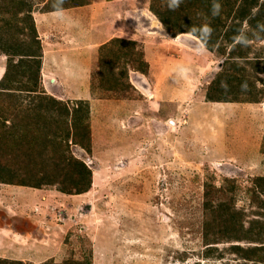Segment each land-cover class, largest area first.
<instances>
[{
	"label": "rangeland",
	"instance_id": "obj_1",
	"mask_svg": "<svg viewBox=\"0 0 264 264\" xmlns=\"http://www.w3.org/2000/svg\"><path fill=\"white\" fill-rule=\"evenodd\" d=\"M42 4L0 0L7 7L0 13V43L9 46L29 39V28L19 32L24 16L16 18L8 11L25 7L35 24L33 15ZM149 4L85 0L66 8L62 18L48 17L54 27L75 22L74 30L66 26L59 31L65 45L58 54L73 49L76 55L81 49L77 59L88 64L84 68L72 63L64 71L46 62L47 70H55L46 72L49 92L41 72L39 86L62 101L88 102L89 151L70 140L67 155L91 170V186L75 193L74 183L65 182L70 193L60 191L54 161L38 153L41 138H56L66 149L63 132L31 128L23 137H12L8 127L19 122L23 128L22 119L0 116V178L43 182L40 188L0 183L1 259L23 264H253L230 250L245 242L223 239L208 251L202 238V194L204 185H225L233 189L234 204L247 219L259 213L249 190L253 178L264 176V21L262 32L258 25L242 23L246 45L225 43L223 28L208 50L189 33L171 37ZM263 4L259 0V6ZM261 9L258 12L264 13V6ZM40 27L34 25L43 58V52L50 51L49 56L53 48L39 37ZM158 27L163 31L156 32ZM72 32L78 40L68 45L72 37L66 33ZM113 38L135 41L133 50L142 51L148 64L145 75L129 68L128 84L115 88L108 76L101 83L98 74L100 48ZM88 42L91 46L86 47ZM233 49L242 58L230 60ZM6 60L0 54V80ZM114 71L118 74L120 66ZM111 87L113 91L106 90ZM6 103L0 100V110ZM15 139L24 141L16 145ZM28 153L37 156V165L27 162ZM41 159L46 167L40 168ZM65 170L71 172L70 167L59 172ZM40 172H49L48 177L43 179ZM8 249L12 253L4 252Z\"/></svg>",
	"mask_w": 264,
	"mask_h": 264
},
{
	"label": "trees",
	"instance_id": "obj_2",
	"mask_svg": "<svg viewBox=\"0 0 264 264\" xmlns=\"http://www.w3.org/2000/svg\"><path fill=\"white\" fill-rule=\"evenodd\" d=\"M70 3H65L64 9L71 6H81L85 4V0H67ZM13 2V1H11ZM221 5L219 15L212 14L213 0H183V3L175 11L169 10L166 6V0H150L149 10L157 17L162 24L163 29L171 36H176L179 33H189L193 27L199 28L204 24H208L212 29V34L207 40H202L198 34L193 35L199 39L203 46L208 50H212L210 44L216 43L222 29L225 28L226 34L225 43L233 44L235 37L241 33V25L243 22L250 24L251 27L258 25L261 32L263 31L264 13L261 9L264 4L259 6V0H218ZM42 4L41 12L54 11V0H40ZM4 6L0 5V13H6ZM257 8L253 15L252 10ZM261 9L260 12H258ZM12 16L23 15L22 23L19 32L24 28H29V39L17 41L14 44L5 46L0 43V54L7 57L6 70L0 80V100L7 102V107L0 110V116L7 114L9 117L22 119L23 128L18 125L19 122H12L8 127L7 134L23 137L35 128L38 133H53L58 134L63 132V139L66 149L59 147L61 141L56 138H41L39 140L38 152L44 154V160L48 162L54 161L56 176H59L57 184L60 186V191L68 192L62 185L65 182L74 183L75 193L86 192L91 186V170L80 160L67 155L68 141L73 144L80 145L86 151H89V104L87 101L76 100L74 102H66L47 94L40 86V68L42 62V50L40 41L36 35L34 22L29 10L25 7H18L15 11L12 10L8 14ZM229 21V24H226ZM19 22V21H17ZM246 36L247 34L244 33ZM192 35V34H191ZM248 37V36H247ZM261 38V37H260ZM6 44V43H5ZM127 45V48H126ZM129 45V47H128ZM137 46L135 41H126L123 39L113 38L103 44L100 51L103 52L100 58V67L98 74L102 77L100 82L103 83L107 77L115 86L127 83L129 68L143 75L147 74L148 64L142 59V51H134ZM224 54V51L222 52ZM230 60L242 58L236 55L234 49L229 52ZM120 66V72L115 73V67ZM27 79L23 82L22 79ZM93 78V76H92ZM93 80V79H92ZM106 89L108 91H113ZM209 100H212L209 98ZM7 119H4V124ZM6 126V125H3ZM24 130V134H21ZM38 130V131H37ZM28 131V132H27ZM28 139V138H27ZM24 140H26L24 138ZM22 140V141H24ZM21 140L15 139V144L20 145ZM87 141V144H86ZM29 149L33 148L31 142H27ZM49 148L52 154L46 153ZM27 162L32 165L36 164L37 156L31 153L25 155ZM44 160H40L42 167H46ZM66 167L71 168V172L65 170L64 173L59 169ZM58 169V170H57ZM43 171L44 168L42 169ZM42 178L48 177L49 172H40ZM42 179L35 180V183L22 181L13 182L12 179L4 180L0 178V183L15 184L25 187L40 188ZM250 187V201L257 207L258 215L252 219H247L242 209H238L232 199V188H227L225 185L215 187L214 185H204L202 194V209L205 213L203 221V243L207 248H215L221 240H233L240 243L245 242L246 245H232L230 247L237 257L245 262L253 264H264V176H257L252 179ZM50 184L49 182H46ZM249 244V245H248ZM0 264H23L21 261H11L1 259Z\"/></svg>",
	"mask_w": 264,
	"mask_h": 264
},
{
	"label": "crops",
	"instance_id": "obj_3",
	"mask_svg": "<svg viewBox=\"0 0 264 264\" xmlns=\"http://www.w3.org/2000/svg\"><path fill=\"white\" fill-rule=\"evenodd\" d=\"M65 10L68 11L69 9L68 10L65 9ZM37 13L38 14H34L33 16H34L35 26H37V27L41 26L40 27L41 33L39 35H42V36H39V37L43 38V41H45L44 44L50 45L53 48V50H51L52 54H50L49 56H47V54H49L50 51L43 52V58H42L41 68H40V72H41V75L43 77V83L45 84V78H46L45 76L47 75L46 72H48V74L50 72H55V70H52V69L47 70V68H48L47 63H49V66L54 68V69L64 70V71L71 69L72 67H70L69 65L70 64L73 65L72 63H76V62H80V64H83V65H81L82 67L88 68V64H86V62L81 63V60L83 58L79 57L77 59L78 52L81 49L77 52L76 55L74 53H72L73 49H70V52L65 54V55L58 54L61 51L64 52V45H65V43L62 41V39H59V38H62L59 31L63 28H66V26H69L70 30H74V27L72 26V24L75 22L63 23V24H60L59 27H54L53 24L50 23L51 19L48 18L50 16H53V18L57 17L56 15H54V11H51V12H41V11L39 12V11H37ZM160 30L163 31L161 27L156 28V32L159 33ZM72 33H70L71 35L66 33V37L68 39H70L72 37L71 41H69L67 43L68 45H73V39H75L76 41L78 40L77 39V32H74L73 35H72ZM58 36H60V37H58ZM88 46H91V44L89 43L86 47H88ZM51 58H53V60H51ZM46 84L44 86V89L46 88ZM58 89H60L58 92L62 93V88L59 87ZM45 90L47 92H49L47 89H45ZM79 92L81 93V91H79ZM55 98H57V97H55ZM57 99L62 100L61 98H57ZM14 247L15 246L12 245V248H14ZM4 252L5 253L7 252V254L12 253V251L10 249H8Z\"/></svg>",
	"mask_w": 264,
	"mask_h": 264
},
{
	"label": "clouds",
	"instance_id": "obj_4",
	"mask_svg": "<svg viewBox=\"0 0 264 264\" xmlns=\"http://www.w3.org/2000/svg\"><path fill=\"white\" fill-rule=\"evenodd\" d=\"M66 2L67 0H54L53 9H54V14L57 17L59 18L63 17V13L65 11L64 5ZM181 3H183V0H166V6L168 7L169 10H172V11H175L177 8H179ZM211 11L214 16L219 15L221 11V5L218 2V0H213ZM191 34L192 35L198 34L202 40H207V38H209L212 34V29L208 24H204L200 26L199 28L193 27L191 30ZM175 39H176V42H179L180 38H175ZM234 39L236 43L242 44V45H246L249 42L248 37L243 33L236 36Z\"/></svg>",
	"mask_w": 264,
	"mask_h": 264
}]
</instances>
